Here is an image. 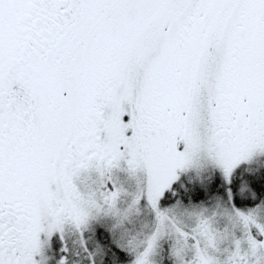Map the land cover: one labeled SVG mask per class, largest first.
Returning <instances> with one entry per match:
<instances>
[{
    "label": "snow or ice",
    "instance_id": "snow-or-ice-1",
    "mask_svg": "<svg viewBox=\"0 0 264 264\" xmlns=\"http://www.w3.org/2000/svg\"><path fill=\"white\" fill-rule=\"evenodd\" d=\"M0 264H264V0H0Z\"/></svg>",
    "mask_w": 264,
    "mask_h": 264
}]
</instances>
